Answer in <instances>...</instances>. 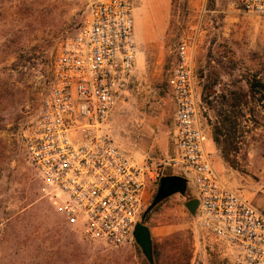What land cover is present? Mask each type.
Returning <instances> with one entry per match:
<instances>
[{
  "label": "rangeland",
  "instance_id": "rangeland-1",
  "mask_svg": "<svg viewBox=\"0 0 264 264\" xmlns=\"http://www.w3.org/2000/svg\"><path fill=\"white\" fill-rule=\"evenodd\" d=\"M232 1L131 0L143 61L106 129L134 163H156L160 176H173L166 163L173 157L174 105L166 82L175 46L190 39L199 120L214 146V168L231 189L260 206L264 90L254 94L246 78L264 81V17L239 13ZM85 13L86 0H0V264H149L134 238L121 246L90 243L68 227L27 163L24 135L49 91L53 59L60 44L78 33ZM235 94L246 104L235 107ZM160 180L138 222L148 228L159 264H234L232 254L202 240L185 207L191 193L171 195L145 213Z\"/></svg>",
  "mask_w": 264,
  "mask_h": 264
},
{
  "label": "built area",
  "instance_id": "built-area-1",
  "mask_svg": "<svg viewBox=\"0 0 264 264\" xmlns=\"http://www.w3.org/2000/svg\"><path fill=\"white\" fill-rule=\"evenodd\" d=\"M231 7L264 17V0H233ZM132 11L131 0H86L82 27L58 47L49 91L24 135L27 163L66 225L90 243L112 246L132 240L163 177L156 163H134L106 129L136 68ZM166 85L174 105L166 165L192 188L202 240L232 254L234 264H264V202L256 206L231 189L206 150L190 39L175 46Z\"/></svg>",
  "mask_w": 264,
  "mask_h": 264
},
{
  "label": "water",
  "instance_id": "water-1",
  "mask_svg": "<svg viewBox=\"0 0 264 264\" xmlns=\"http://www.w3.org/2000/svg\"><path fill=\"white\" fill-rule=\"evenodd\" d=\"M180 179L182 178L176 176L163 177L160 180L157 194L155 195L153 201L151 202L150 206L147 208L145 213L149 212L156 205H158L163 200V198L170 196L173 193H176L177 191H180L182 193L184 191V186L181 187V189L178 187V183L179 181H181ZM185 207L190 213V215L192 217H195L198 207L197 199L187 201L185 203ZM133 238L138 247L140 248L142 254L146 258L147 262L149 264H154L152 257V242L148 228L142 223H137L133 230Z\"/></svg>",
  "mask_w": 264,
  "mask_h": 264
},
{
  "label": "trees",
  "instance_id": "trees-1",
  "mask_svg": "<svg viewBox=\"0 0 264 264\" xmlns=\"http://www.w3.org/2000/svg\"><path fill=\"white\" fill-rule=\"evenodd\" d=\"M246 83H247V85H248L250 90H254L256 92L254 94L260 93L258 90H264V81H262L260 78L258 79L257 77H253V76L247 77L246 78ZM235 96H236V99H235L236 103L234 105L235 107L236 106H240V104H246L245 101L244 102L242 101V98H243L242 94H240V95L235 94ZM262 98L264 100V93H263V97ZM222 100H223L224 103L227 101L224 97H222ZM218 123H219V121H218ZM223 126H224L223 123H221V124L217 125L216 128H215L214 143L216 144L217 147H219V145H220V141H219L218 135L221 133ZM233 126H235V125L233 124ZM224 159H225V157H224ZM180 180L181 181H179V186L178 187L181 189V187L184 186V191L182 193L180 191H177L176 193H173L172 195L180 194L182 196H185V195L188 194V192L191 193V190L187 188L186 181L184 179H180ZM158 188H159V186H158ZM157 191H158V189H157ZM170 196H167V197L163 198V200H165L166 198H168ZM152 257H153L154 264H159V253L157 252V250L155 248L153 249V247H152Z\"/></svg>",
  "mask_w": 264,
  "mask_h": 264
},
{
  "label": "crops",
  "instance_id": "crops-1",
  "mask_svg": "<svg viewBox=\"0 0 264 264\" xmlns=\"http://www.w3.org/2000/svg\"><path fill=\"white\" fill-rule=\"evenodd\" d=\"M142 61H143V52H142V50H137L136 66L139 67L141 65ZM209 146H210L209 143L206 142V150L212 154L211 150L214 148V146L213 145H211L210 147ZM192 193H193V191H192Z\"/></svg>",
  "mask_w": 264,
  "mask_h": 264
},
{
  "label": "flooded vegetation",
  "instance_id": "flooded-vegetation-1",
  "mask_svg": "<svg viewBox=\"0 0 264 264\" xmlns=\"http://www.w3.org/2000/svg\"><path fill=\"white\" fill-rule=\"evenodd\" d=\"M176 183H178V182H176ZM176 183H175V184H176ZM178 184H179V183H178Z\"/></svg>",
  "mask_w": 264,
  "mask_h": 264
}]
</instances>
